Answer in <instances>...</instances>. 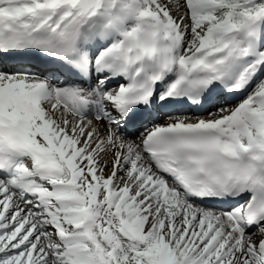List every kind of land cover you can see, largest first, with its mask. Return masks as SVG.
Masks as SVG:
<instances>
[{
    "label": "snow or ice",
    "instance_id": "snow-or-ice-1",
    "mask_svg": "<svg viewBox=\"0 0 264 264\" xmlns=\"http://www.w3.org/2000/svg\"><path fill=\"white\" fill-rule=\"evenodd\" d=\"M0 264H264V0H0Z\"/></svg>",
    "mask_w": 264,
    "mask_h": 264
}]
</instances>
